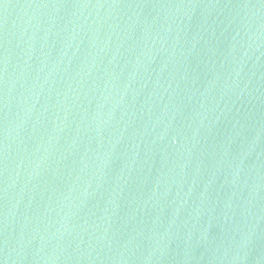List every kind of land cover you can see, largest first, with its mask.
Wrapping results in <instances>:
<instances>
[{
  "label": "water",
  "instance_id": "95a60500",
  "mask_svg": "<svg viewBox=\"0 0 264 264\" xmlns=\"http://www.w3.org/2000/svg\"><path fill=\"white\" fill-rule=\"evenodd\" d=\"M0 264H264V0H0Z\"/></svg>",
  "mask_w": 264,
  "mask_h": 264
}]
</instances>
